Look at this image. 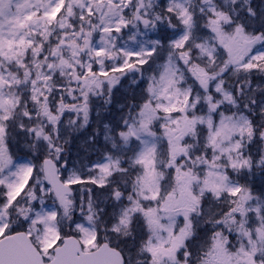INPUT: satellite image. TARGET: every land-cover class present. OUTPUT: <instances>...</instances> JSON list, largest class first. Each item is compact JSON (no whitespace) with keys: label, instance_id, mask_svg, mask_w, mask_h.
I'll use <instances>...</instances> for the list:
<instances>
[{"label":"snow or ice","instance_id":"1","mask_svg":"<svg viewBox=\"0 0 264 264\" xmlns=\"http://www.w3.org/2000/svg\"><path fill=\"white\" fill-rule=\"evenodd\" d=\"M0 264H264V0H0Z\"/></svg>","mask_w":264,"mask_h":264}]
</instances>
